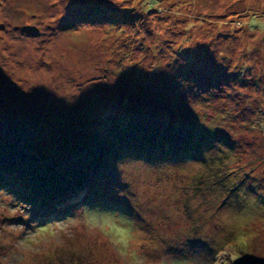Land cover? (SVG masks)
<instances>
[{"label": "rangeland", "instance_id": "1", "mask_svg": "<svg viewBox=\"0 0 264 264\" xmlns=\"http://www.w3.org/2000/svg\"><path fill=\"white\" fill-rule=\"evenodd\" d=\"M215 121L230 181L178 140L97 155L113 132ZM0 126L60 173L94 169L51 221L0 189V264H264V0H0Z\"/></svg>", "mask_w": 264, "mask_h": 264}, {"label": "trees", "instance_id": "2", "mask_svg": "<svg viewBox=\"0 0 264 264\" xmlns=\"http://www.w3.org/2000/svg\"><path fill=\"white\" fill-rule=\"evenodd\" d=\"M121 58L123 59V57ZM136 64L137 63L131 64V62H127L125 64L127 70L122 71L124 75L131 76L130 73L133 68H135V74L139 73L142 66L139 65V63ZM150 77L156 79L158 75L151 72ZM151 80L152 79L149 80V85L152 82ZM147 85L148 84H146V86ZM172 95L180 102L182 96L178 92L172 93ZM82 110L80 114L84 115L89 113V111ZM130 118L135 119L134 123L140 124L137 122L138 118ZM161 125L162 127L159 128H147L142 126L137 132L134 131L125 134L124 132L110 133L105 139V141L109 140V142L103 144L104 150L97 153V155L102 157V164L109 162L112 156H115L117 153L118 155L127 157V159L135 157L136 155L142 156L143 158L152 156L154 159L155 156L153 155L155 154L157 158L154 159V162H156V159H160L161 153L163 155L164 151L168 149L166 145L178 140L180 143L184 142L188 145L187 147L185 146L186 150H188V147H192L194 150H198L197 152H200L199 149L201 148L202 155L200 157L203 163L208 164L210 162L212 164L213 162V165H215L218 159L220 160L218 165L211 171L215 180L230 181L232 176H239L241 174L238 170H233L232 172L228 170L231 163V159L228 157V154H230L229 143L231 144L232 139L230 138L227 140L226 136H224L225 134L222 132H212V130L218 126L216 121L212 125L213 129L208 126L211 131L208 130V132L204 134L195 130L191 124L182 127L181 125H174V130H171L172 124H170V126ZM28 130L29 128H26L25 132H29ZM17 132H20V134L13 137V134ZM23 132L24 130L20 129V126L8 132L3 131L0 126V189L10 190L21 203H29L32 201L35 205H33L34 207H39L41 209V211L38 212L39 219L51 221L52 219L61 218L67 214L72 207L81 204L78 203L84 198L81 193L84 192L88 194L92 191L91 189H89V191L87 190L91 187L94 179V169L91 165L87 164L84 167L76 166L72 170L63 169L60 173L58 169L49 166L47 163L43 164V162L39 161V157L32 153L33 151H31V149L34 146V142L38 141L36 138L37 134L23 137ZM139 136L142 137V140L139 139ZM124 141L129 142L128 144L138 141L142 143L143 148L140 151H131L125 146L126 142ZM159 145L163 146L159 147ZM108 146H110V148ZM211 149L213 150L211 151ZM153 159L149 157L147 160L151 162ZM79 169L81 170L79 171ZM97 174L99 173L97 172ZM223 176L226 177L223 179ZM125 182L126 183L123 181L124 187L125 184H127V181ZM235 189L236 187H232L228 192L234 191ZM62 204L67 206L65 211L61 209ZM32 212L37 213V211H33V209ZM27 214L28 216L31 215V213ZM36 218L37 217H31L32 221ZM24 224H27V222H24Z\"/></svg>", "mask_w": 264, "mask_h": 264}]
</instances>
